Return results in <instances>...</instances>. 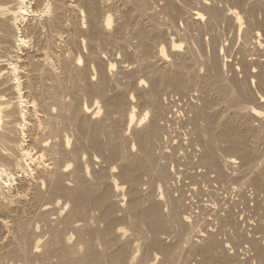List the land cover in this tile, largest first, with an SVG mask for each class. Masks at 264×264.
<instances>
[{"label": "bare ground", "instance_id": "1", "mask_svg": "<svg viewBox=\"0 0 264 264\" xmlns=\"http://www.w3.org/2000/svg\"><path fill=\"white\" fill-rule=\"evenodd\" d=\"M235 7L239 8V10L245 9L244 11L245 15L243 14L244 15L243 18H241L242 15H238V14L233 18V10ZM257 10L262 11L263 18L255 17L254 13L255 11L257 12ZM240 19L246 20V25L244 29L241 31H240V27L238 28V37H241L240 39L242 40V42L238 52L236 51L241 55L239 60L240 65L238 64V62L236 64H238L239 65L238 67L241 68L242 71L241 73L244 74L243 78H249V77L250 79L252 78L251 81L252 82L256 81L255 83H257L258 86L260 87V88L255 87V89L258 88L262 90L264 89V53L259 54L258 52L261 50V48L259 47L264 42V41L263 42L260 41L262 39L264 40V38L261 37L262 34L264 35V0H0V264H5L6 263L5 261L7 259L12 260L14 264H33V262L36 263L39 262L41 264H149V263L153 264V261L157 258V254L153 253L152 252L153 250H158V252L163 253V255H161L162 257H160L161 260L159 259L160 261L158 260L159 262L157 264H168L172 259V255L175 256L176 251H179L181 247H183V249L185 248L184 243L183 246H180L178 242L180 248L177 245V248H179L178 250L175 245V249L177 250L174 251V253L172 252L173 253L172 254L169 250L170 249L169 246L162 241L164 237L161 236V233L165 232L166 229L170 227L169 224L172 225L174 224L176 228H179L180 231H183V236H182L183 241L187 243V246H189V248L192 249V251L194 250L196 251L195 248L199 250V252L202 255V258H200L201 256L199 257V261L197 262V264H211L210 261L212 262V260H213L212 264H214V260H216V258L212 257L211 260L209 253L211 251H213L214 253V250L217 248V245L219 250V244L221 245V242L218 244V239L215 236L218 233L215 234L214 232H212V230H209L208 228H207L208 230L204 229L205 232H200V233L197 232V229L196 232H194L193 229L195 228L192 229L186 228V223L184 221L187 220L186 216H188V213L182 212L183 214L187 213L186 216L185 215L182 216V219L179 216L180 213L179 207H181L180 203L182 202L181 203L182 207L185 206V204L183 203L184 198L182 199L183 200L182 201L180 199L181 195H179L180 197L179 196L173 197L171 192L168 191L172 189L169 188L171 187L169 186V184L173 183L174 179L177 178V176L175 175L176 172L171 173L169 168L165 167V165L162 163H161L162 165L159 164V166L157 165V167L156 164L154 163L155 157L156 160L157 159L159 160V161L157 160L158 162L156 161L157 163L164 162L161 161L162 156L163 157L166 156V149H164V147H166L167 144L166 142L170 140L168 139L171 133L170 129L172 128L170 126L175 120V119L173 120V122L169 125V127H166V124L164 125L166 121H169L170 115L167 114L168 111L169 113L171 112V114L173 115L175 111L172 113V110L170 108L171 104L169 105L170 107L168 105L165 106L163 105L160 108V104L162 105V103L160 102L162 100L161 99L162 97L160 96L161 98H159V94H160L159 91L163 87L170 86V88L173 87L172 89L176 90L178 87H181L180 89H183L184 86L188 85L186 84L188 82L187 81L188 76H186L187 74H185L186 73L185 71L187 69L183 70L186 68V66L184 68V64H185L183 59L184 56L183 54L177 52L178 50L177 51L174 50L175 48H173V46L175 45L176 40L174 39V37L168 36L166 30L162 28L163 24L161 23L162 20H164V22L166 23L168 22L170 24H175L179 20L182 24L184 22L186 24H190V26L192 25V28L195 27V29L197 30L195 34L192 35V32L189 31V33L191 32V35L188 34L189 35L188 36L186 34L185 36L181 34V36L179 35V37H182L183 35V37H189V39L195 41L194 42L195 45L197 44L196 42L199 41L198 43H200L202 46L203 44L208 46L212 54H214V57L212 59L210 58L212 61L208 60L209 58L208 59L206 58L208 61H211L209 62L210 64L208 63L209 64L208 67L211 71L215 72V74H220L223 73L221 71L225 65H228L227 67L231 66L230 63L232 61L231 62L229 61L230 63H228L224 58L225 61L221 62L220 57L215 55L217 54L218 48L220 51L224 48L223 46L224 39L223 40L220 39L217 30H219L221 25L227 22L230 25L229 32H232L233 34L234 32L233 30H235L234 27H236L235 22H238V24H240ZM112 20L114 21V23L111 22ZM111 23L113 24L111 25ZM168 23L167 24L164 23V25L166 26L168 25ZM128 24L129 27L131 25L134 31L137 32V33L134 32L133 33L136 34L139 38L138 45L136 44L137 46L135 45V48L137 50L139 49L142 53H145L144 56H146V54H152L151 59L148 57H146V60L143 59L145 60L143 65L145 72L143 71L144 69L141 70L142 65H141V69L139 68L141 71L144 72V74H142L143 72L141 74L145 75L146 76L145 78H147L146 80L149 82V84L146 85L148 89L145 90L146 88L142 86L145 85L147 82L142 77H141L142 79H140L138 82L133 83L135 87L140 89V91L144 90L143 102H146L150 106L148 110V114H150V116L149 115H148L149 117L147 116V111L145 113L143 112L144 113L142 115L143 118H145V116H147L148 118H147V122L145 121L144 124H140L141 125L140 127L135 125L136 120L138 118V113L135 104H133L134 98L135 99L136 97L138 98V95L140 93L137 94V96H135V94L133 95V93L129 94L128 93L129 91H127V87L125 86L126 83L123 81L125 84L123 83V85H116L115 86L116 89L114 90L115 92H113V95L112 94L110 95L108 90L110 89V87H112V82L114 78L117 77L116 73L112 71L113 70L112 61H116V59L115 56L112 58H105L106 56L104 57V55L98 52L96 49L97 44L100 45V43L109 42V41L111 42L115 41L116 45L118 44L121 48L126 47V45L128 44L131 45L132 47L133 43H131L130 41L133 37H131L130 35L129 36L131 38L126 37V35L124 34L126 32V31L124 32V30L126 27H128L126 26ZM185 26H181V27H184L183 29H185ZM224 26H226V24H224L223 27ZM172 29H169V31ZM178 29L182 30L181 28ZM223 29L224 31H228L225 30V28ZM259 29H261L263 33H260ZM126 30L129 29L127 28ZM221 30L220 32L221 34H223V31ZM184 31L182 30L181 32ZM129 33L127 31V34ZM174 33L175 32H173V34ZM203 34H207L205 39L201 37V35ZM158 35H162V37L163 35L165 36L167 42L166 44L170 47V50L167 49L168 51H170V53L168 52V54H173V58H174L173 60L169 59L171 56L169 57V55L167 56V53L165 54L163 44H161L160 47L157 48L153 44V41H151L153 37L156 36L157 38ZM232 36L233 38H235L234 35ZM138 38L136 39L138 40ZM156 38L153 39L154 42ZM136 39L134 38V40ZM162 39L160 40L162 41ZM184 40L188 41V38L187 39L184 38ZM226 40L228 41V39ZM232 40L234 42V39ZM163 41L165 42V40ZM136 42L137 41H135V43ZM188 42H186V44ZM107 46L112 47L108 45V43ZM119 46H118V50H119ZM190 46H188L189 47L188 50L191 49ZM196 46L198 47V45ZM113 48L114 47H112V49ZM201 48H197V49H201ZM136 49H134L132 52L129 53L126 52L128 51L126 48V51L122 50L124 52L122 53V55L124 54L127 56L128 55L136 56L138 55ZM82 50L84 51L83 53ZM109 50L111 52V48H109ZM202 50H198V51L201 52ZM204 53L205 52H203V54ZM180 54L183 56V58L180 57ZM208 54L210 53L208 52ZM118 56H119V51H118ZM202 56L205 57L206 53L205 55ZM116 58L118 59L120 58V56ZM121 58L118 59L119 62L116 61V63L120 64V62H123L120 60H123L124 58L122 59ZM189 59L192 58L190 57ZM132 63L128 62L129 65ZM193 63H195V61ZM121 65H119L120 68H122ZM199 65L196 64V66ZM137 66L140 67V65ZM196 66H194L195 69L192 70H194V73L197 74L198 67L196 68ZM117 69L115 70V72H118L120 70L118 69L117 71ZM133 69L134 68L132 67V70ZM139 69L138 71L140 72ZM192 70L189 71L188 69L187 71H189L190 74ZM135 71L137 72V69ZM207 71L208 70H206V72ZM125 72L126 71H124V73ZM213 72L212 73L209 72V74L213 75ZM128 73L129 74L127 75L129 79L130 77L129 75L131 74V71L128 70ZM223 74L225 75V73ZM122 76L125 75L122 74ZM118 78L120 81L121 77ZM124 78L126 79V76ZM198 78H200L199 75ZM207 80H206V85L209 86L208 84H210L211 81L207 83ZM247 80L248 79H246V81ZM125 81L127 82V80ZM213 81L211 83H213ZM118 82L115 84H118ZM189 82L193 83L195 81L193 82L189 81ZM198 82L200 83V81ZM231 82L232 85L237 87L238 91H240L241 93V94L239 93L240 96L237 93L238 99L239 97L241 98L244 97V99L248 101L247 99L253 98L255 96L251 92L253 91V89L250 90L251 88L249 87H248L249 89H246L247 84L245 85L244 81H241L240 78L239 79L238 77L233 78ZM230 84L231 83L227 84L228 87L230 86ZM195 85L201 87L204 86L198 83ZM219 86L220 84L218 85V87ZM142 87H144L145 89H143ZM225 87L224 88L222 87V90H225ZM113 88H111L112 91ZM188 88L191 90L192 87L191 88L188 87ZM206 89L207 88H205L204 90ZM166 90H164V93ZM178 90L179 89H177L176 91L178 92ZM228 90L227 92L226 90L224 92H226L225 94L226 99L228 97L229 100L230 95L227 96ZM173 91L171 90L172 93ZM202 91L203 90H201V92ZM203 92H207V91H203ZM203 92L201 93V95L203 94ZM224 92L221 93L218 92V90H216L215 94L221 93L222 94L221 96H223ZM230 92L228 94H230ZM208 93L207 95H209ZM210 93L212 94V92ZM178 94L181 96L180 91L178 92ZM261 94L264 95V93ZM172 96H174V94ZM202 96H204V94ZM234 96L236 97L235 94ZM204 97L202 98L203 100ZM258 97L261 98L260 95H258ZM141 98H138V100ZM234 98L232 97V99ZM166 99L167 98H165V100ZM199 99L201 100V98ZM238 99L237 101H235V103L238 102ZM255 99L257 100V97H255ZM180 100L182 99H179V101ZM189 101L187 103L188 105L186 109L182 106L185 109V111L183 109L184 114L182 113L184 116L183 121L186 123L187 127L189 128V130H187L188 132L192 133L193 130L194 131L196 130V132L198 131V137L197 138L195 137L196 138L195 140V138L193 139V137H190L192 136L191 133H186V134H190L186 136V138L188 137L187 139L190 140L193 139L200 147V148L199 147L193 148L192 150L190 149L191 151H189L188 153L189 154L191 153V155H188V153L186 152L187 153L186 156L188 157L190 156L189 162L192 163L189 165L204 167L205 170L204 169L202 170L203 173L213 172V176L216 179L217 178L227 179V177L229 178L227 174L231 176V174L229 173L231 170L229 171V169H233L235 165L237 166L236 163L238 162V160L235 156V153L236 154L238 153V155L240 154L239 157H241L242 160L246 159L248 162L253 161L254 158L256 159V157H254L252 160L249 161L248 159H251V157L253 156L252 154L254 152L252 151L253 152L252 153L251 150L245 151L246 146L244 150H242L241 148H239L242 144H240L238 147V145L236 144L237 142L235 143L232 142L233 139L232 140L230 139V141L233 143V145L229 148L230 151L227 149L228 152L231 153H227V151H225L226 153L224 152L225 154H223L220 151H219L220 153L216 151L214 146L215 140L221 138L222 144L225 143V141L223 143L224 140L223 136L226 137L228 134H230V129H232L229 127L230 124L229 125L224 124L220 127L218 120L217 122L220 128L219 130L217 129L218 130L217 133H213L215 130L213 131L212 128L209 127L210 130H212L213 132L210 131L207 128L208 126L207 127L203 126L202 128L199 127L198 119L204 117H205L204 119L208 118L206 117L209 113L208 110H207L208 113L205 112L207 106L206 108L203 107L202 104L204 103V101L201 104L202 105L201 107L195 106V103L192 104L190 102L191 104H189ZM205 101L207 102V100ZM98 102H101L103 104L102 106L104 107V110H102V114H98L99 111ZM138 102H141V100H139ZM242 102H244L243 99ZM242 102L240 103L242 104ZM235 103L233 100L232 104L235 105ZM248 103L246 104L248 105ZM147 104L145 105L144 103V107L147 106ZM207 104L208 102L205 105ZM225 105L226 103H224V106ZM228 105H226L227 109L229 108ZM231 107H235V106H231ZM235 108H236L235 113H238L240 109H238L237 107ZM239 108H241L240 111L242 112L243 108L242 107ZM246 108L244 107V109ZM177 109L179 108L177 107ZM231 109L232 108H230L229 111ZM247 109L248 110L245 112H248L249 114H253V115L257 114V112L255 113L256 108L254 107V105H250ZM112 113L118 114L116 116L117 118L114 117L111 118ZM211 114L212 113L210 111L209 115ZM224 115L225 114H223V116ZM230 115L232 116V114ZM230 115L229 117H231ZM233 116H238V114ZM229 117L227 118L229 119ZM249 117L248 119H250ZM171 118L173 119L174 117L171 116ZM171 118L170 120L172 121ZM253 118L256 119V117ZM117 119H119L120 121L119 120L117 121ZM183 121L182 122L179 121V122L183 123ZM209 121L207 120L209 125H211L212 123H210ZM239 121H240V117H239ZM204 122L205 121H203V123ZM248 122H250V120ZM120 123H124V126H121ZM245 124H246V120H245ZM250 124H252V122ZM201 125L203 124L201 123ZM225 125L228 126V128L225 127ZM181 126L184 127V125L182 124ZM223 126L225 127L224 129ZM167 128L170 129L167 130ZM205 128H207L208 130ZM250 128H253V126H251ZM234 129L236 130L235 127ZM240 132L237 133L240 134ZM251 133H253V131H251ZM129 138L134 141L131 144V148L129 146H127L129 148H126L127 140H129L130 142ZM229 138H232V136H229ZM244 138L245 137H243L242 140ZM237 139H235L234 141H238ZM260 140H262L261 137ZM194 143L195 142H193L192 144ZM218 143L219 142L217 141V144ZM218 146L219 148L222 147L220 144H218ZM223 146L225 147V145ZM135 147L136 150H133V148ZM216 148L218 150L217 146ZM185 149L186 148H184V150ZM184 153L185 152H182L183 156ZM257 155L259 156L260 154ZM180 157L177 159H180ZM167 158L168 156L166 157V159ZM262 158H264V156ZM184 160L187 159L185 158ZM240 160L241 159H239V161ZM187 161L186 163L188 164L189 162ZM247 161L246 164H248ZM151 162L153 163V165L155 164L154 168L150 167L152 166ZM166 162L164 163L166 164ZM261 162L262 161H260V164H263L264 160L262 163ZM250 164L252 165V163ZM260 164L258 165L259 172L257 170L258 173L256 172L257 173V174L255 173L256 175L253 173L254 177L252 178V184L255 185L256 188L253 190L260 189V191H264V174H262L264 172L263 170L264 168L260 169L261 167ZM243 165H245V163ZM243 165L242 168H244ZM253 165L252 167L255 169V165L257 164H255L254 166ZM190 167L192 168V166ZM262 167H264V165ZM151 168L153 169L151 171H154V173L156 174L155 176H157L161 182L162 180L160 178H163V180L164 177L166 178L164 182L162 183L160 182L161 184L160 183L157 184L159 189L157 190V192L159 191L162 194V192H164L166 189H167L166 191L168 192L165 191V193L170 192L169 195H166L165 193L163 194L166 196L171 195L172 198L170 197V199L167 201L165 199L168 197H166L165 199L162 198L166 202L169 201L168 204H170L169 207L170 209L168 208V211H166L167 209L165 210V212L168 213L162 212L164 210H162L159 206V204L160 205L162 204L161 200L160 203L154 200L156 198H151L155 202L151 201L152 203L150 204H148L149 200L148 201L144 200L148 204L147 206H144L142 203L143 198L142 199L140 198V196L142 197V194L139 195L141 193V192L139 193L140 191L139 184L140 182L142 183V181L139 180H143V178L139 179V177L145 176V175L141 176L143 172L148 171L147 174H149L150 171L149 169ZM185 169H187V167H185ZM239 171L241 172V170ZM200 173L198 174V176L200 175L201 177ZM138 174L140 175L139 177ZM248 174L250 173H248L247 171V175ZM202 175L206 176L207 173L206 175L205 174ZM147 176H149V178L146 179V182L148 179L155 178V176L151 178L150 175ZM223 176H227V177L223 178ZM137 177L139 180L137 179ZM193 177H194V171H193ZM182 178L184 179V177ZM153 181L156 183V181L158 180L156 181L153 180ZM220 181H222L221 184H223L224 181L223 180ZM231 181H236V180L232 179ZM123 182H126L125 185L128 183L127 185L128 190L126 187H124L126 192H123L124 189L122 190L123 188L122 185H124ZM155 183L152 182L150 184L154 185ZM163 183L164 186L166 187V189L164 190L163 188H161L164 187L162 185ZM211 184L212 183H210V185ZM174 185H172V187ZM150 186L149 188H152ZM177 186L179 187V184ZM208 187L210 188V186ZM155 188L157 189V187ZM244 188L245 187H243V189ZM144 189L145 190L147 189L146 186ZM177 190H181V188H177ZM209 190L211 192V189ZM212 192L214 193V191ZM255 192L257 194V191ZM154 193L156 197V192H153V195ZM238 193L239 192H237L236 195H238ZM148 195L149 197L150 196L152 197V194L149 193ZM252 197L253 200H257L256 199L257 195L255 197L254 196ZM255 202L257 203V201ZM185 203L187 204V202ZM238 203L239 201L237 202V204ZM262 205H264V196L261 197L258 201V206L261 207V209L263 208V210H260L258 213H256L255 222L252 221L254 223L250 225L252 226L251 227L252 231L249 230L251 231V239L249 240V243H251L250 244L251 248L249 247L247 249L248 247L247 245L245 250V252H248L251 251L249 249H253L252 253L248 252L247 254L248 258L250 259L249 264L252 262L251 259H255L254 263L256 262L257 259L258 264H264V244L261 243V240L264 239V206ZM163 206H165V204ZM252 206L254 207V205ZM256 206L257 205H255V207ZM199 207L201 208L200 205ZM205 207L206 206L204 205V208ZM210 207L212 208V206ZM216 208L218 207H215L214 209L216 210ZM256 208L258 209V207ZM191 212L193 211H190V213ZM194 212L192 214H195ZM216 212H218V210H216ZM250 212L255 213L256 210L255 212L254 211H250ZM205 213H207V209ZM209 213H211V210ZM212 214L211 216L214 217V214L213 215ZM233 214L237 216L236 215L237 213L235 214L234 211ZM240 214H241V210H240ZM197 215L198 214H195V216ZM216 218L219 223L218 226L220 227L219 228L220 232L221 230L223 231L224 226L230 224L233 219L231 217V214L225 213L223 215V211L222 212L219 211L218 213H216ZM206 221L207 220L205 219V222ZM214 223L212 224L214 225ZM235 223L237 224V222H234V224ZM245 223L247 222L245 221ZM140 224H144V225L146 224V228L144 227L141 229ZM191 224H193V222H191ZM197 224H199V222ZM194 225L196 226V224ZM147 226L149 229L148 234L146 233ZM176 228H174V230ZM130 229L131 232H127V230ZM201 230L203 229L201 228ZM246 230L247 228L245 229V231ZM141 231L143 232L145 231L144 235L142 234L143 232ZM168 234H170V232H168ZM172 234L173 233L171 230V235ZM181 234L179 232V235ZM173 235L174 238L175 237L178 238L177 233L176 236H175V232ZM194 235L197 236V238H193ZM226 235H228V237H232L230 236L231 234L229 235L226 233ZM164 236L167 238L166 233ZM168 236H169L168 240L172 238V243H174L173 237L171 236L170 238V235ZM179 237L181 238V236ZM242 237L243 236L241 235V238ZM139 238L141 239V241H139ZM168 244L170 245V240ZM233 244L235 243L233 242ZM172 247L173 248L171 250L173 251L174 246ZM185 251H187V249ZM222 251H223V247H222ZM221 252L217 254L219 255V259L221 257L220 261L217 260L218 264H220L219 262L221 261H222L221 263L223 264H228L227 261L223 259L224 258L223 254L227 251L225 250L223 253ZM182 254L183 251L181 252L180 255H178L179 256L178 258H181L182 263H184L183 261L184 255L180 257ZM184 254H186V252H184ZM196 254H198V252L193 253L192 255L195 256L200 255V254L198 255ZM229 254L227 252V255ZM176 256L174 257L175 260H176ZM213 256H215V254H213ZM230 256H229V260H230ZM233 256H235L234 253ZM241 256L238 255V257ZM189 258H191V256ZM248 258L246 257V261H248ZM173 260L174 259H172V261ZM180 260H178V263ZM232 261L233 260H231V262ZM175 263H177V261Z\"/></svg>", "mask_w": 264, "mask_h": 264}, {"label": "rangeland", "instance_id": "2", "mask_svg": "<svg viewBox=\"0 0 264 264\" xmlns=\"http://www.w3.org/2000/svg\"><path fill=\"white\" fill-rule=\"evenodd\" d=\"M236 9V10H235ZM242 10V11H241ZM241 10H239V8H237V7H235L234 8V10H233V18H234V16H236L237 14L238 15H242V17L241 18H243L244 17V15H245V9H241ZM239 13H238V12ZM240 11H241V14H240ZM244 12V13H243ZM259 12H261V13H259ZM244 14V15H243ZM255 17H258V18H263V13H262V11L261 10H257V12L255 11ZM260 15H261V17H260ZM245 19V18H244ZM244 19H240V24H238V22H235V26L236 27H234V29L235 30H233L234 32H233V34H232V32H229V29H230V25H229V23H227V22H225L224 24H226V26H224L223 27V25H221V27H220V25H219V30H217L218 31V36H220V39H224L223 40V46H224V48L220 51L219 50V48H218V51H217V54H215L216 56H219L220 57V59H221V62H223V61H227L228 63H230L231 61V66H229V67H227L228 65H225L224 67H223V69H222V71L221 72H223V73H225V75L223 74V73H220V74H215V72H213V71H211L210 69H209V62H211L212 60V58L214 57V54H212V52L210 51V48L208 47V46H206L205 44H203V46L200 44V43H198L199 41H197L196 43V45H198V47L195 45V41H192L191 39H189V37H183V35H185L186 36V34L188 35H191V32H192V35L193 34H195V32L197 31L196 29H195V27H193L192 28V25L190 26V24H186V23H184L183 22V24L178 20L175 24H170V23H168V25H164V23L165 24H167L166 22H164V20H162V23L161 24H163V27L162 28H164V30H166V32L168 33V36H172V37H174V39L176 40V42H175V45L173 46V48H175L174 50L175 51H177V52H179V53H181V54H183V56H184V58H183V56L180 54V57L181 58H183L184 59V62H185V64H184V68H185V66H186V68L185 69H183V70H188L189 69V71L190 70H192V69H195L194 68V66H196V64L197 65H199L200 63V65L199 66H196V68H197V74L196 73H194V70H192L191 72H190V74H189V71H185L186 73L185 74H187L186 76H188V82L186 83V84H188V85H186V86H184V88L183 89H180L181 87H178L177 89H179L178 90V92L180 91L181 92V96L178 94V92L175 90V89H172L173 87H171L170 88V86L169 87H163L162 89H160V91H159V98H161L162 100L160 101L161 103H162V105L160 104V108L164 105H170L169 107L171 108V110H172V113L174 112V115L175 116H177V117H175L173 114H171V112L169 113V111H168V113L167 114H169L170 116H169V121H166V123H164V125L166 124V127H169V125L173 122V120H174V122L171 124V126L170 127H172L171 129L170 128H167V130H169L170 129V131H171V133H170V136H169V138L168 139H170V140H168L166 143V147H164V149H166V156H162V159H161V161H164V162H166V164L164 163V162H159V163H157L158 161L156 160V157L154 158V163L156 164V167H157V165L159 166V164H164L165 165V167H168L169 168V170H170V172L171 173H175V175L177 176V178H175L174 179V181H173V183H171V184H169V186H171V187H169L170 189L172 188V189H176L175 191L174 190H168V191H170L171 192V194L173 195V197H178L179 195H181V200L183 201V203L185 204V206L184 207H182V202L180 203V206L181 207H179V216L181 217V219H182V216L183 215H185L186 216V214L188 213V216H186V219L187 220H189V221H187V220H185L184 222L186 223V228H190V229H192V228H195V229H193V231L194 232H196V229H197V232L198 233H200V232H205V230L204 229H206V230H212V232H214L215 234L216 233H220L219 235L218 234H216L215 236L217 237V239H218V244L221 242V245L219 244V250H218V245H217V248L214 250V253H213V251H211L210 253H209V256H210V259L212 258V257H215L216 258V260H214V264H218V261H220V259H221V257H220V259H219V255H217V254H219L221 251H222V247H223V251L221 252V253H223L225 250L228 252V254L229 253H231V254H229V255H227V252H225L224 254L226 255H224L223 254V259H225L226 261H227V263L228 264H240V262H241V264H242V262H243V264H246L247 262V264H249V261H250V259L248 258V256H247V254H248V252H250V253H252V251H253V249H249V250H251V251H248V252H245V250H246V247H247V245H248V247H247V249L250 247L251 248V243H249V240L251 239V231H252V226H250V225H252V223H254L255 222V218H256V213H258L260 210H263V208L261 209V207H259L258 206V201H259V199L261 198V197H263L264 196V191H260V189L258 190H253V189H256L255 188V185H253L252 184V178L254 177V174L257 172V170H258V172H259V167H258V165L260 164V161H262L263 162V160H264V158H262L263 156H264V95L263 94H261V93H264L263 91H264V89H258V88H260L259 86H258V84L257 83H255L256 81H251V79H250V77L249 78H243L244 77V74L243 73H241L242 71H241V68L240 67H238L239 65H240V63H239V60H240V57H241V55L239 54V53H237L238 52V50H239V47H240V45H241V42H242V40L240 39L241 37H238V28L240 27V31L241 30H243L244 29V27H245V25H246V20H244ZM257 19V18H256ZM258 20V19H257ZM260 20V19H259ZM111 22H113L114 23V21L112 20ZM164 22V23H163ZM245 24H244V23ZM113 23H111V25L113 24ZM178 24V25H177ZM175 27H173V26ZM185 25H187V26H185ZM228 25H229V27H228ZM240 25V26H239ZM242 25H243V27H242ZM126 26H128V27H126L125 28V30H124V34L126 35V37H129V38H131V37H133L132 39H131V43H133L134 44V46H133V44H132V47H131V45H126V47H124V48H121L118 44V46H119V50H118V46L116 45V42L114 41H109V42H104V43H100V45L99 44H97V46H96V49H97V51L98 52H100L101 54H103L104 55V57L105 58H112V57H114L115 56V59H116V61L117 62H119V60L118 59H120L121 57L122 58H124L123 60H120V61H123V62H120V64L119 63H116V61H112L113 62V64H112V71H114V73H116V76L117 77H115L114 78V80H113V82H112V87H110V89L108 90V92L110 93V95L112 94L113 95V92H115L114 90L116 89V85H123V83L125 82L126 83V87H127V91H129L128 93L129 94H131V93H133V95L135 94V96H137V94H139L138 95V98H141V97H143V94H144V90L142 91H140V89H138L137 87H135L134 86V82H138L140 79H142V78H144L145 80L147 79V78H145L146 76L145 75H142V74H144V72H145V69L143 68V65H144V61L146 60V57H148V58H152V54H146V56H144V54L145 53H142L139 49L137 50L136 48H135V45L137 44L138 45V41H139V38H138V36L136 35V34H134V33H137L136 31H134V29L132 28V26L130 25V27H129V24L128 25H126ZM162 26V25H161ZM165 26V27H164ZM181 26H185V29H183L184 27H181ZM168 27H170V28H168ZM187 27V28H186ZM191 27V28H190ZM242 27V28H241ZM129 29V30H126V29ZM166 28V29H165ZM173 28V29H172ZM178 28H181L184 32H185V34H184V32H181L182 30H179ZM217 28V29H218ZM221 28H222V30H221ZM223 28H225V30H228V31H224V29ZM169 29H172V30H170L169 31ZM175 29H178V30H175ZM189 29V30H188ZM192 29V30H191ZM188 30V31H187ZM194 30V31H193ZM220 30L221 31H223V34H221V32H220ZM127 31H128V33L129 34H127ZM189 31H191L190 33H189ZM134 32V33H133ZM173 32H175L174 34H173ZM226 32V33H225ZM259 32L260 33H263V31L261 30V29H259ZM134 35H133V34ZM169 33H171V34H169ZM177 33H179V34H177ZM225 33V34H224ZM181 34H183L182 35V37H179V35L181 36ZM221 34V35H220ZM131 37H130V36ZM177 37H176V36ZM188 35V36H189ZM206 35L207 34H203V35H201V37L203 38V39H205V37H206ZM232 35H234V37L235 38H233V36ZM263 35V34H262ZM261 35V37H263L264 38V35L262 36ZM134 36H136V37H134ZM225 36V37H224ZM230 36V37H229ZM222 37V38H221ZM227 37V38H226ZM128 38V39H129ZM134 38L136 39V38H138V40L136 39V40H134ZM156 38V36L155 37H153L152 38V40L151 41H153V44L157 47V48H159L160 47V45L161 44H163V46H164V52H165V54L167 53V56L169 55V59H171V60H173L174 58H173V54H168V52L170 53V51H168V50H170V47L166 44L167 42H166V39H165V36L163 35V37H162V35H158L157 36V38H156V40H155V42H154V40L153 39H155ZM163 38V39H162ZM181 38H183V39H180ZM184 38L185 39H187L188 38V41H186V40H184ZM232 40V39H234V42H233V40L231 41L230 39ZM157 39H158V41H157ZM160 39H162V41L160 40ZM179 39V40H178ZM226 39H228V41L226 40ZM239 39H240V41H239ZM262 39V38H261ZM163 40H165V42L163 41ZM238 40V41H237ZM135 41H137L136 43H135ZM157 41V42H156ZM180 41V42H179ZM185 41V42H184ZM226 41V42H225ZM229 41H231V42H229ZM260 41H264L263 39L262 40H260ZM129 42V43H130ZM163 42V43H162ZM186 42H188L187 44H186ZM228 42V43H227ZM237 42H239V43H237ZM106 43V44H105ZM107 43H108V45H110V46H112V47H114L113 49H112V47H109V46H107ZM111 43V44H110ZM115 43V44H114ZM130 43V44H131ZM158 43V44H157ZM191 43V44H190ZM193 43H194V45H193ZM114 44V45H113ZM187 46H186V45ZM189 44V45H188ZM105 45V46H104ZM117 47H116V46ZM136 45V46H137ZM166 45V46H165ZM192 47H191V46ZM237 45V46H236ZM167 46H168V48H167ZM186 46V47H185ZM188 46H190V48L191 49H189L188 50ZM205 46V47H204ZM230 48H229V47ZM104 47H106V48H104ZM130 47V48H129ZM185 47V48H184ZM193 47H194V49H193ZM202 47V48H201ZM204 47V48H203ZM226 47V48H225ZM99 48V49H98ZM100 48H101V50H100ZM104 48V49H103ZM109 48H111V52H110V50H109ZM126 48H127V50L128 51H126ZM172 48V47H171ZM197 48H201V49H197ZM259 48H261V50L258 52L259 54H262V53H264V52H261V51H264L263 49H264V42L261 44V46L259 47ZM86 49V48H85ZM115 49V50H114ZM131 49V50H130ZM134 49H136V51H137V54L138 55H136V56H133V55H131V56H129V58H128V56L127 55H122V53H124L123 51H126V52H132ZM167 51H166V50ZM179 49H180V51H179ZM186 49H187V51H186ZM197 49V50H196ZM202 49H204V50H202ZM84 50V49H83ZM82 50V53L84 52ZM122 52H121V51ZM191 50V51H190ZM198 50H202L203 52H205L206 53V56L205 57H203L202 55H205V53L203 54V52L201 51V52H199ZM206 50V51H205ZM107 53H106V52ZM118 51H119V56H120V58H116V57H119L118 56ZM182 51V52H181ZM184 51H185V53H184ZM189 51V52H188ZM196 53H195V52ZM237 51V52H236ZM106 54H105V53ZM109 52V53H108ZM112 52H113V54H112ZM141 52V53H140ZM187 52V53H186ZM208 52L210 53V54H208ZM236 52V53H235ZM202 55H201V54ZM108 54H109V57H108ZM121 54V55H120ZM141 54H143V55H141ZM189 56H187V55ZM201 56H200V55ZM239 54V55H238ZM112 55V56H111ZM148 55V56H147ZM150 55V56H149ZM211 57H210V56ZM126 56H127V59H126ZM141 57V58H139V57ZM144 56V57H143ZM199 56V57H198ZM208 56V57H207ZM232 56V57H231ZM234 56V57H233ZM130 57H132V58H130ZM133 57H134V59H133ZM192 58V59H189V58ZM197 57V58H196ZM237 57V58H236ZM121 58V59H122ZM138 58V59H137ZM208 60H211V61H208ZM211 58V59H210ZM224 58H225V60H224ZM231 58V59H230ZM239 58V59H238ZM126 59V60H125ZM143 59H145V60H143ZM127 60H130V61H127ZM141 60V61H140ZM143 60V61H142ZM200 60V61H199ZM127 61V62H126ZM135 61V62H134ZM137 61V62H136ZM138 61H140V62H138ZM195 61V63H193ZM203 61V62H202ZM206 61V62H205ZM230 61V62H229ZM128 62L129 63H132V62H134V63H132V64H128ZM141 62H143V63H141ZM200 62V63H199ZM238 62V64H236ZM116 63V64H115ZM139 63V64H138ZM191 63H192V65H191ZM202 63H204V64H202ZM209 63V64H208ZM118 64V65H117ZM121 64H123V65H121ZM133 64H134V66H133ZM136 64V65H135ZM187 64V65H186ZM189 64V65H188ZM195 64V65H194ZM206 64V65H205ZM119 65H121V67L123 68H120V66ZM127 67H125V66ZM132 65V66H131ZM137 65H140V67L139 66H137ZM141 65H142V69H141ZM203 65H205V66H203ZM124 66V67H123ZM129 66H130V68H129ZM191 66V67H190ZM193 66V67H192ZM132 67L134 68L133 70H132ZM188 67V68H187ZM202 67V68H201ZM204 67H205V69H204ZM228 68V69H226V68ZM232 67V68H231ZM234 67V68H233ZM237 67V68H236ZM120 69L119 71H120V74H119V71H118V69ZM141 70H143V71H141ZM240 68V69H239ZM117 69V71L118 72H115V70ZM121 69H122V71H121ZM125 69H128L129 71H131V74L129 75L130 77H129V79H128V75L127 74H129L128 73V70H125ZM131 69V70H130ZM137 69V72L135 71ZM138 69L140 70V72L138 71ZM229 69H231V70H229ZM202 70H204V71H202ZM206 70H208L207 72H206ZM239 70V71H238ZM124 71H126L125 73H124ZM132 71H133V73H132ZM225 71V72H224ZM227 71V72H226ZM233 71V72H232ZM143 72V73H142ZM209 72L210 73H212L213 72V75L212 74H209ZM236 72V73H235ZM118 73V74H117ZM135 73H136V75L137 74H140V75H135ZM142 73V74H141ZM233 73V74H232ZM122 74L123 75H125L126 76V79L124 78L125 76H122ZM193 74V75H192ZM231 74V75H230ZM237 74V75H236ZM240 74V75H239ZM243 74V75H242ZM120 75V76H119ZM135 77V80H134V77ZM142 75V76H141ZM191 75V76H190ZM198 75H199V77L200 78H198ZM205 75V76H204ZM210 75H212V76H210ZM144 76V77H143ZM194 76V77H193ZM208 76H210V77H208ZM238 77V79L240 78V80L241 81H244V84L247 86V88L246 89H249V88H251L250 90H252L253 89V91H251L255 96L253 97L254 99H255V97H257V100L255 99H253V98H250V99H247L248 101H246V99H244V97L243 98H241V97H239V99L237 98L238 97V95H237V93L239 94L240 93V91H238V88L237 87H235L234 85H232V79L233 78H237ZM240 76V77H239ZM118 77H121L120 78V81H119V78ZM142 77V78H141ZM213 79H212V78ZM117 78H118V80H117ZM133 78V79H132ZM137 78V79H136ZM193 78V79H192ZM196 78H198V79H196ZM209 78V79H208ZM214 78H215V80H214ZM241 78H243V79H241ZM195 79V80H194ZM202 81H201V80ZM203 79H204V82H203ZM209 81H208V80ZM245 79V80H244ZM246 79H248L247 81H246ZM117 80V81H116ZM125 80H127V82L125 81ZM134 80V81H133ZM206 80H207V83H209L210 81L212 82L213 80V83H211L210 82V84H208L209 86H207L206 85ZM219 80V81H218ZM119 81V82H118ZM122 81V82H121ZM124 81V82H123ZM129 81V82H128ZM131 81H132V83H131ZM147 81V80H146ZM189 81H195V82H193V83H191V82H189ZM198 81H200V83L198 82ZM118 82V84H115V83H117ZM148 82V81H147ZM146 82V84L145 85H142V86H144V87H142L143 89H145V90H147L148 88H147V86L146 85H148L149 84V82L147 83ZM217 84H216V83ZM222 82V83H221ZM225 82V83H224ZM121 83V84H120ZM124 83V84H125ZM200 84V85H204L203 87H201V86H197V85H195V84ZM201 83H203V84H201ZM214 83H215V85H214ZM229 83H231L230 84V86L228 87V85L227 84H229ZM249 83H250V85H249ZM255 83V84H254ZM127 84H128V86H127ZM220 84V86H222L223 88L225 87V86H227V87H225V90H226V92H227V90H228V93L230 92V94H228L227 93V96H229L230 98H229V100H228V97H227V99H226V92H224L225 90H222V87H218V85ZM222 84V85H221ZM114 85V86H113ZM192 85V86H191ZM225 85V86H224ZM197 88H196V87ZM207 86V87H206ZM214 86V87H213ZM216 86V87H215ZM251 86V87H250ZM254 86V87H253ZM113 87H115V88H113ZM188 87H192L191 88V90L188 88ZM201 88V90H203V91H207V92H203V94H204V96H206L207 95V93L209 94V95H207L206 97H204V96H202L201 95V90H200V88ZM209 87H211V88H209ZM232 87V88H231ZM249 87V88H248ZM255 87H258L257 89H255ZM111 88H113V91H112V89ZM165 88V89H164ZM168 88V89H167ZM187 88H188V90H187ZM198 88H199V91H198ZM205 88H207L206 90H204ZM215 88H217V89H215ZM228 88V89H227ZM167 89V90H166ZM212 89V90H211ZM215 89V90H214ZM235 89H237V90H235ZM133 90V91H132ZM136 90V91H135ZM164 90H166L165 91V93H164ZM171 90L173 91V90H175V91H173V93L171 92ZM190 90V91H189ZM216 90H218V92H221V93H223L224 92V94H223V96H221L222 94L220 93H218V94H215V92H216ZM233 90V91H232ZM135 91V92H134ZM140 91V92H139ZM168 91V92H167ZM186 92V94H185V92ZM191 91H193V92H191ZM198 91V92H197ZM214 91V92H213ZM235 91H237V92H235ZM141 92H143V93H141ZM177 92V93H176ZM188 92V93H187ZM210 92H212V94L210 93ZM167 93H168V95H167ZM191 95H190V94ZM193 93V94H192ZM199 93H200V95H199ZM205 93H206V95H205ZM259 93V94H258ZM162 94V95H161ZM174 94V96H172ZM234 94L236 95V97L234 96ZM241 94V93H240ZM240 94H239V96H240ZM141 95V96H140ZM165 95V96H164ZM211 95V96H210ZM215 95V96H214ZM258 95H260L261 96V98L260 97H258ZM134 96V97H135ZM161 96V97H160ZM169 96V97H168ZM187 96V97H186ZM198 98H201V100L198 98H196V97ZM225 96V97H224ZM180 97V98H179ZM182 97V98H181ZM189 97V98H188ZM204 97V100L202 99ZM232 97L234 98V99H232ZM138 98L136 97V99L134 98V103L133 104H135V106H136V109H137V113H138V118H137V120H136V126H141L140 124H144L145 123V121L147 122V118L150 116V114H148V110H149V105L146 103V102H143L144 101V97L143 98H141V99H139V100H141V102H138L139 100H138ZM165 98H167L166 100H165ZM168 98H169V100H168ZM174 100H173V99ZM178 98V99H177ZM187 98V99H186ZM143 99V100H142ZM171 99V100H170ZM179 99H182V100H180L179 101ZM211 99V100H210ZM215 99V100H214ZM217 99V100H216ZM237 99H238V102L240 101V102H242V99H243V101L244 102H242V104L239 102H236L235 103V101H237ZM176 100V101H175ZM187 100V101H186ZM190 100V101H189ZM204 101V103H203V101ZM205 100H207V102H208V104H209V102H210V104L208 105H205L207 102L205 101ZM214 100V101H213ZM224 100V101H223ZM227 100V101H226ZM233 100H234V103H235V105H233L232 104V102H233ZM253 100V101H252ZM135 101H136V103H135ZM168 101H170V102H168ZM179 101V102H178ZM184 101V102H183ZM188 101H189V104H194L195 103V106H199V107H201L202 105H203V107H205L206 108V106H207V109L205 110V112H207V110H208V115L206 116V117H208L207 119H204V118H201V119H198V124H199V127H207L209 130H210V128H212V130L214 131H212V130H210V131H212L213 133H217L218 132V130H219V128L222 126V125H224V124H227V125H229V127L230 128H232V129H230V134H228L226 137H228L229 138V136H232V138H226L225 136H223V138H224V140H223V143H224V141H225V143L224 144H222V142H221V138H219L218 140H215V144H214V146H215V149H216V151H220L221 153H223V154H225L226 152L225 151H227V153H231V152H228V150H229V148L233 145V143H235V142H237L236 144L238 145V147H239V145L240 144H242L239 148H241L242 150H244V148H245V146H246V149H245V151H249V150H251V152L253 153L252 155V157H251V159H248L249 161L250 160H252L254 157H256V159H255V161H254V159H253V161H250V162H248L246 159H244V160H246L247 162H248V164H246V161H244V160H242V158L241 157H239L240 156V154L238 155V153L236 154L235 152V156H236V158H237V160H238V162L236 163L237 164V166L235 165V169L233 168V169H229V173L231 174V176L229 175V174H227V176H229V178L227 177V176H223V178L224 177H227V179L226 178H224V179H226V180H224V179H222V178H215L214 176H213V172H206L207 173V175H206V173L204 172L203 173V169H204V167H201V166H193V165H189V164H192L191 162H189V158H190V156L188 157V156H186L187 155V153L189 152V151H191L193 148H198L199 146H198V144L196 143V141H194L193 139L196 137H198V131L196 132V130L194 131L193 130V132L191 133V132H188L187 130H189V128L187 127V125H186V123L183 121V114H184V111H185V109L187 108V103H188ZM197 101V102H196ZM200 101V102H199ZM202 101V102H201ZM230 101H231V103H230ZM255 101V102H254ZM165 102H167V103H165ZM173 103V105H172V103ZM191 102V103H190ZM212 102V103H211ZM215 102V103H214ZM218 102V103H217ZM221 102V103H220ZM228 102V103H227ZM249 102V103H248ZM257 102V103H256ZM144 103H145V105L147 104V106H145L144 107ZM176 103V104H175ZM184 103V104H183ZM203 103V104H202ZM224 103H226V105H228L229 103V105H228V109H227V106L225 105L224 106ZM246 103H248V105L246 104ZM138 104V105H137ZM181 104V105H180ZM183 104V105H182ZM197 104V105H196ZM202 104V105H201ZM216 104V105H215ZM247 106H246V105ZM98 105H99V111H98V114H102V110H104V107L102 106L103 104L101 103V102H98ZM186 105V106H185ZM205 105V106H204ZM220 105V106H219ZM235 106V107H237L238 109H240L241 110V108H239V107H242L243 109H244V107L246 108H248L250 105H254V107L256 108L255 109V113L257 112V114H249L248 112H245V111H247L248 109L246 108V109H242V112L239 110V112L238 113H235V107H231V106ZM175 106V107H174ZM179 108V109H177V107ZM181 108H180V107ZM185 108H183V107ZM210 106H212V107H210ZM244 106V107H243ZM103 107V108H102ZM147 107V108H146ZM209 107V108H208ZM217 107H219V108H217ZM225 107V108H224ZM102 108V109H101ZM140 108V109H139ZM142 108V109H141ZM223 108V109H222ZM230 108H232L230 111H229V109ZM163 109V108H162ZM176 109V110H175ZM180 109H181V111H180ZM183 109H184V111H183ZM211 109H213V110H211ZM237 109V110H238ZM221 110V111H220ZM139 111V112H138ZM147 111V116H145V118H143V114L145 113ZM178 111H180V112H178ZM183 111V112H182ZM210 111H211V113L213 114H211V115H209L210 114ZM214 111V112H213ZM141 112V113H140ZM144 112V113H143ZM227 112V113H226ZM103 113H104V111H103ZM140 113V114H139ZM149 113H150V111H149ZM183 113V114H182ZM219 113V114H218ZM234 113V114H233ZM240 113H241V115H240ZM114 114H116V113H112V115H111V118H117L116 116L118 115V114H116V115H114ZM218 114V115H217ZM223 114H225L224 116H223ZM230 114H232V116L233 115H237L238 114V116H233V118H232V116L230 115ZM114 115V116H113ZM222 115V116H221ZM227 115V116H226ZM229 115L231 116V117H229ZM256 115V116H255ZM171 116L172 117H174L173 119L171 118ZM180 116H182V117H180V119H179V117ZM226 116V117H225ZM241 116H242V118H241ZM245 116V117H244ZM247 116V117H246ZM250 116V117H249ZM212 117V118H211ZM213 117H215V118H213ZM224 117V118H223ZM227 117H229V119L227 118ZM237 117V118H236ZM239 117H240V121H241V119H242V121L240 122L239 121ZM248 117L250 118V119H248ZM252 117V118H251ZM253 117H256V119L255 118H253ZM140 118V119H139ZM170 118L172 119V121L170 120ZM181 118H182V120H181ZM211 118V119H210ZM234 118H236V119H234ZM244 118V119H243ZM247 118V119H246ZM258 118V119H257ZM259 118H260V120H259ZM179 119V120H178ZM213 119V120H212ZM215 119V120H214ZM227 119V120H226ZM233 119V120H232ZM252 119V120H251ZM253 119H255V120H253ZM262 119V120H261ZM119 119H117V121H118ZM200 120H202V121H200ZM207 120L210 122V123H214L213 125L211 124V125H209V123L207 122ZM219 120V121H218ZM225 120V121H224ZM244 120V121H243ZM245 120H246V124H245ZM250 120V122H248V121ZM258 120V121H257ZM120 121V120H119ZM143 121V122H142ZM162 121V120H161ZM179 121H183V123H181V122H179ZM203 121H205L204 123H203ZM219 122V125H220V127H219V125H218V122ZM223 121H224V123H223ZM165 122V121H164ZM180 123V125H179V123ZM217 122V123H216ZM228 122V123H227ZM252 122V124H250ZM201 123L203 124V125H201ZM208 123V124H207ZM222 123V124H221ZM244 123V124H243ZM254 123V124H253ZM121 124V126H124V123H120ZM138 124V125H137ZM181 124L182 125H184V127L183 126H181ZM206 124V125H205ZM232 124H233V126H232ZM242 124V125H241ZM261 124V125H260ZM185 125H186V127H185ZM201 125V126H200ZM216 125V126H215ZM217 125H218V127H217ZM239 127H238V126ZM190 126V125H189ZM241 126H243V127H241ZM251 126H253V128H250ZM182 127V128H181ZM210 127V128H209ZM225 127H227L228 128V126H226L225 125ZM224 126H223V129L225 128ZM234 127L236 128V130L234 129ZM247 127V128H246ZM261 127V128H260ZM175 128V129H174ZM207 128H205V129H207ZM207 129V130H208ZM218 129V130H217ZM235 130V133H234V130ZM239 129V130H238ZM247 129V130H246ZM251 129V130H250ZM255 129H256V131H255ZM174 130V131H173ZM176 130V131H175ZM245 130V131H244ZM249 130V131H248ZM170 131H168V132H170ZM231 131H233V132H231ZM240 132V134H242V135H240V134H238L237 132ZM251 131H253V133H251ZM178 132V133H177ZM181 134H180V133ZM197 134H196V133ZM256 132V133H255ZM259 132V133H258ZM262 134H261V133ZM186 133H191L192 134V136H190V137H193V139H187L186 138V136H188V135H190V134H186ZM232 133V134H231ZM244 133V134H243ZM178 136H177V135ZM181 136H180V135ZM182 134H183V136H182ZM196 134V135H195ZM236 134H238V135H236ZM195 135V136H194ZM210 135V134H209ZM254 137H253V136ZM177 136V137H176ZM245 137L243 140H242V138L243 137ZM259 136V137H258ZM171 137V138H170ZM175 137V138H174ZM238 139H237V138ZM239 137H240V139H239ZM249 137V138H248ZM256 137V138H255ZM260 137H261V139L262 140H260ZM130 138H132V137H130ZM129 138V139H130ZM196 138H195V140H196ZM247 138V139H246ZM254 138H255V140H254ZM128 139V138H127ZM185 139V140H184ZM230 139L232 140V142L230 141ZM235 139H237L238 141H234ZM183 142H182V141ZM186 140H187V142H186ZM220 140V141H219ZM240 140H242V141H240ZM133 141L134 140H132V139H130V142H129V140H127V142H126V148H131V144L133 143ZM179 141H180V143H179ZM217 141L219 142L218 144H220L221 146V148H219V146H218V144H217ZM227 141H230V142H227ZM247 141V142H246ZM188 143V144H186V143ZM190 142V143H189ZM193 142H195L194 144H192ZM198 142V141H197ZM221 142V143H220ZM174 143V144H173ZM180 145H179V144ZM228 143V144H227ZM127 144H130V145H127ZM170 144V145H169ZM177 144V145H176ZM192 144V145H191ZM196 144H197V146H196ZM217 144V145H216ZM228 146H227V145ZM229 144H231V145H229ZM243 144H245V145H243ZM247 144V145H246ZM168 145V146H167ZM182 145V146H181ZM223 145H225V147L223 146ZM257 145V146H256ZM262 145V146H261ZM127 146H129V147H127ZM171 146H173V147H171ZM176 146H177V148H176ZM194 146V147H193ZM216 146L218 147V150H217V148H216ZM227 146V147H226ZM250 147V148H248V147ZM167 148H169V149H167ZM184 148H186L185 150H184ZM200 148V147H199ZM223 148H224V150H223ZM255 148V149H254ZM172 149V150H171ZM191 149V150H190ZM228 149V150H227ZM257 149V150H256ZM133 150H136V147L135 148H133ZM169 150V151H168ZM176 150V151H175ZM183 150V151H182ZM261 150V151H260ZM173 151H174V153H173ZM230 151V150H229ZM257 151V152H256ZM172 152V153H171ZM182 152H185L184 153V156L182 155ZM187 152V153H186ZM219 152V153H220ZM225 152V153H224ZM259 152V153H258ZM262 152V153H261ZM170 153V154H169ZM157 154V153H156ZM168 154V155H167ZM255 154H256V156H255ZM257 154H260L259 156L257 155ZM158 155V154H157ZM173 155V156H172ZM180 155H181V157H180ZM188 155H191V153L189 154L188 153ZM168 156V158L166 159V157ZM238 156V157H237ZM262 156V157H261ZM171 157V158H170ZM180 157V159H177V158H179ZM188 160H184L185 158ZM257 157H258V159H257ZM165 158V159H164ZM261 160H260V159ZM176 159V160H175ZM239 159H241L240 161H239ZM263 159V160H262ZM177 160H178V162H177ZM181 160V161H180ZM185 161V164H184V161ZM257 160V161H256ZM260 160V161H259ZM157 161V162H156ZM176 161V162H175ZM179 161H180V164H179ZM183 161V162H182ZM186 161L187 162H189L188 164L186 163ZM243 161H244V163H245V165H243L244 163H243ZM261 162V163H262ZM152 163V162H151ZM168 163V164H167ZM250 163H252V165L254 164H257V165H255V169L252 167V165L250 164ZM155 164L153 165V163H152V166H150V167H152V168H154L155 167ZM161 164V165H162ZM173 164V165H172ZM239 164V165H238ZM243 165V167L244 168H242V165ZM161 165H160V167H161ZM163 165V166H164ZM168 165V166H167ZM186 165V166H185ZM241 165V166H240ZM253 165V166H254ZM264 165V162H263V164H260V169L261 168H264V167H262ZM177 166V167H176ZM187 167V169H185V167ZM189 166V167H188ZM190 166H192V168L190 167ZM251 166V167H250ZM257 166V167H256ZM194 167V168H193ZM196 167V168H195ZM247 167V168H246ZM149 169L150 171L151 170H153V169ZM171 168V169H170ZM175 168V169H174ZM201 168V169H200ZM238 168V169H237ZM177 169V170H176ZM192 171H191V170ZM196 169V170H195ZM254 170V172H253V170ZM182 170H184V171H182ZM188 171V172H186V171ZM191 172H190V171ZM199 170H200V172H199ZM205 170V169H204ZM236 170V171H235ZM238 170V171H237ZM239 170H241V172L239 171ZM244 170V171H243ZM264 170V169H263ZM262 170V171H263ZM149 171V174H147V172H143V174L141 175V176H143V175H145V176H143V177H139L140 175V173L138 174V177H139V179H142L143 178V180H139L138 179V177H137V179L139 180V181H142V183L140 182V184H143V185H140L139 184V188H140V191H139V195H141L142 194V197L140 196V198L142 199V203H143V205L144 206H147L148 204H150V203H152L154 200L155 201H157V202H160V200H161V202H162V204L160 205L159 204V206H160V208L162 209V210H164V211H162L163 213H168V212H165V210L166 211H168V208L170 207V204H168L169 203V201L168 202H166L167 200H169L170 199V197H171V195L170 196H166V195H169L170 194V192L169 193H165V191L167 190L166 189V187L164 186V183L162 184L164 187H161V188H163V190L164 189H166L164 192H162V194H161V192H157V190H159L158 189V185L157 184H159L161 181L159 180V178L157 177V176H155L156 174L154 173V171H151L150 172ZM168 171V170H167ZM193 171H194V177H193ZM196 171V172H195ZM247 171H248V173H250V174H248L247 175ZM252 171V172H251ZM261 171V170H260ZM153 172V173H152ZM182 172V173H181ZM186 174H185V173ZM190 172V173H189ZM201 174V177H200V175L198 176V174L199 173ZM232 172V173H231ZM235 172H236V174H235ZM257 172V173H258ZM145 173V174H144ZM189 173V174H188ZM196 173H197V175H196ZM228 173V172H227ZM246 173V174H245ZM251 173H252V175H251ZM254 173V174H253ZM256 173V174H257ZM178 174V175H177ZM190 174H191V177H190ZM202 174H205L206 176H204V175H202ZM209 174V175H208ZM244 176H243V175ZM255 174V175H256ZM262 174H264V172L262 173ZM261 174V175H262ZM147 175H150V178L151 177H153V176H155V178H151V179H148L147 180V182H146V179L147 178H149V176H147ZM174 175V174H173ZM184 175H186V176H184ZM188 175V176H187ZM239 175V176H238ZM250 175V176H249ZM207 176H209V177H207ZM157 177V178H156ZM182 177H184V179L182 178ZM194 179H193V178ZM198 179H197V178ZM205 177V178H204ZM233 180H236V181H231L232 179ZM235 179H234V178ZM237 177V178H236ZM251 177V178H250ZM201 178V179H200ZM161 180H162V182H164V180L166 179L165 177H164V180H163V178H160ZM190 179V180H189ZM194 181H193V180ZM215 179V180H214ZM245 179V180H244ZM145 180V181H144ZM149 180H150V182H149ZM153 180H158V181H156V183L153 181ZM173 180V179H172ZM205 180V181H204ZM214 180V181H213ZM220 180H223L224 182H225V184H224V182H223V184H221L222 183V181H220ZM199 181V182H198ZM207 181V182H206ZM237 181H240L241 182V184H240V182H237ZM144 182V183H143ZM149 182V183H148ZM155 183L154 185H152V184H150V183ZM161 182V183H162ZM183 182V183H182ZM206 182V183H205ZM209 182V183H208ZM230 182V183H229ZM246 182H248V183H246ZM124 183V185H122V190L124 189V187H126L127 188V190H128V183L125 185V183L126 182H123ZM122 183V184H123ZM147 185H146V184ZM160 183V184H161ZM174 183H175V185H174ZM189 183V184H188ZM201 183V184H200ZM210 183H212L213 185H214V187H213V185L211 184L210 185ZM236 183V184H235ZM239 183V184H238ZM149 184V185H148ZM179 184V187L177 186ZM191 184V185H190ZM250 186H249V185ZM151 185V186H150ZM161 185V186H162ZM172 185H174L173 187H172ZM182 185V186H181ZM200 185V186H199ZM204 185V186H203ZM230 186V188H229V186ZM242 185V186H241ZM141 186V187H140ZM145 186H146V190L144 189L145 188ZM149 186L150 187H152V188H149ZM153 186H155V187H157V189L155 188V187H153ZM208 186H210V188L208 187ZM217 186H218V188H217ZM235 186V187H234ZM238 186V187H237ZM248 186V187H247ZM182 187H184V188H182ZM223 187V188H222ZM227 187H228V189H227ZM233 187V188H232ZM236 187H237V189H236ZM243 187H245L244 189H243ZM143 188V189H142ZM154 188H155V190H154ZM177 188H181V190H182V192H181V190H177ZM189 188V189H188ZM214 188V189H213ZM142 189V190H141ZM153 189V190H152ZM197 189V190H196ZM209 189H211V192H210V190ZM213 189V190H212ZM245 190V191H243V190ZM247 189H249V190H247ZM148 190V191H147ZM152 190V191H151ZM162 190V191H163ZM184 190V191H183ZM191 190H193V191H191ZM226 190H227V193H226ZM232 190V191H231ZM235 190V191H234ZM239 190H241V191H239ZM247 190V191H246ZM145 192V194H144V192ZM168 191H166V192H168ZM205 191V192H204ZM209 193H208V192ZM212 191H214V193L212 192ZM220 193H219V192ZM234 191V192H233ZM239 192L238 193V195H236L237 194V192ZM255 191H257V194H256V192ZM260 191V192H259ZM123 192H126L125 191V189L123 190ZM153 192H156V197H155V193H154V195H153ZM217 192V193H216ZM236 192V193H235ZM247 192V193H246ZM258 192H259V195H258ZM262 192V193H261ZM152 194V197L150 196L149 197V195L148 194ZM163 193H165L166 195H164ZM182 193V194H181ZM211 193V194H210ZM223 193V194H222ZM244 193V194H243ZM251 193V194H250ZM253 193V194H252ZM199 194V195H198ZM248 194V195H247ZM250 194V195H249ZM263 194V195H262ZM190 197H189V196ZM193 197H192V196ZM197 195V196H196ZM209 195V196H208ZM217 195V196H216ZM228 195V196H227ZM242 195V196H241ZM257 195V197H256V199L257 200H253V197L252 196H256ZM158 196V197H157ZM184 196V197H183ZM201 196V197H200ZM219 196V197H218ZM224 196V197H223ZM235 196V197H234ZM166 197H168V198H166ZM180 197V196H179ZM248 197V198H247ZM251 197H252V199H251ZM147 198V199H146ZM151 198H156V199H154V200H152ZM165 199V200H163V199ZM172 198V197H171ZM207 198V199H206ZM213 198V199H212ZM225 198V199H224ZM228 198V199H227ZM230 198H231V200H230ZM240 198V199H239ZM245 198H246V200H245ZM200 199H201V201H200ZM233 199V200H232ZM249 201H248V200ZM252 201H251V200ZM144 200H146V201H148V204L144 201ZM165 201V202H163V201ZM206 200H208V201H206ZM152 201V202H151ZM154 201V202H155ZM196 201V202H195ZM202 201H204V202H202ZM213 201V202H212ZM239 201V203L237 204V202ZM255 201H257V203L255 202ZM145 202V203H144ZM160 202V203H161ZM185 202H187V204L185 203ZM199 202H201V203H198ZM208 202V203H207ZM209 202H211V203H209ZM226 202H227V204H226ZM232 202V203H231ZM242 202V203H241ZM261 202V201H260ZM259 202V203H260ZM165 204V206L167 207H165V206H163L164 204ZM216 203V204H215ZM235 203V204H234ZM254 203V204H253ZM167 204V205H166ZM198 204V205H197ZM206 206L205 208H204V205ZM232 206H231V205ZM243 204H245V205H243ZM254 205V207L252 208L251 206H249V205ZM262 204H263V202H262ZM169 205V206H168ZM191 205H192V207H191ZM195 205H197V206H195ZM199 205L201 206V208L199 207ZM227 205V206H226ZM241 205V206H240ZM248 205V206H247ZM255 205H257L256 207H258V209L255 207ZM164 208H163V207ZM210 206H212V208L210 207ZM228 206H229V208H228ZM235 206V207H234ZM238 206V207H237ZM244 206V207H243ZM262 206H264V205H262ZM188 209H187V208ZM191 207V208H190ZM195 207V208H194ZM215 207H218V208H216V210H218V212L220 211V212H222L223 211V215L225 214V213H228V214H231V217L234 219H236V217H237V219L235 220H233L232 219V222L230 223V224H227V225H225L224 226V230H225V232H224V230L222 231L221 230V232H220V230H219V223H218V221H217V218H216V213H218V212H216V210L214 209ZM223 207V208H222ZM226 207V208H225ZM231 207H232V209H231ZM243 207V208H242ZM247 209H246V208ZM182 208V209H181ZM199 208V209H198ZM225 208V209H224ZM250 208V209H249ZM252 208V209H251ZM255 208V209H254ZM170 209V208H169ZM187 209V210H186ZM191 209V210H190ZM194 209V210H193ZM206 209H207V213H205V211H206ZM212 209H213V211H212ZM222 209H224V210H222ZM228 209H230V210H228ZM186 210V211H185ZM200 211V213H202V212H204V213H202V214H200L199 213V211ZM205 210V211H204ZM210 210H211V213H209L210 212ZM215 210V211H214ZM240 210H241V214H240ZM255 210H256V212H255ZM190 211H195L194 213L195 214H198L197 216H195V214H192L193 212H191L190 213ZM225 211V212H224ZM227 211V212H226ZM233 211H234V213L237 215V216H235L234 214H233ZM239 211V212H238ZM250 211H254L255 213H253V212H250ZM182 212H187V213H185V214H183ZM197 212V213H196ZM230 212H232V213H230ZM214 214V217L213 216H211V214ZM192 214V215H191ZM203 214H204V216H203ZM212 214V215H213ZM233 214V215H232ZM191 215V216H190ZM193 215H194V217H193ZM199 216V217H198ZM193 218V219H192ZM211 218H212V220H211ZM246 218V219H245ZM203 219V220H202ZM205 219L207 220L206 222H205ZM214 219V220H213ZM242 219H244V220H242ZM251 219V220H250ZM183 220H184V218H183ZM194 220V221H193ZM197 220V221H196ZM239 220V221H238ZM206 223V224H204L203 223V225H202V223ZM216 221V222H215ZM245 221L247 222V223H245ZM252 221H254V222H252ZM191 222H193V224H191ZM199 222V224H197ZM215 222V223H214ZM234 222H237V224H238V226H237V224L235 223L234 224ZM208 223V224H207ZM210 223H211V225H210ZM212 223H214V225L212 224ZM241 225H240V224ZM250 223V224H249ZM168 224H169V222H168ZM187 224H188V227H187ZM194 224H196V226L194 225ZM244 224H245V226H246V228H247V230L245 231V226H244ZM170 225V227L168 228V229H166V231L165 232H163V233H161V236H163L164 237V239H162V237H161V239H162V241L163 242H165V244H167L168 246H169V250H170V252L172 253H174V251H176L177 249L179 250V248H180V246H183V243H184V249H183V247H181L180 248V250L179 251H176V253H175V256H176V260H175V256H173L172 255V259H174L173 261H172V259H171V261L168 263V264H197V262L199 261V257L200 258H202V255H201V253L199 252V250H197V248H195L196 249V251L194 252V251H192V249H190L189 248V246H187V243L185 242V241H183V238H182V236H183V231H180L179 230V228H176V226H174V224L172 225V224H169ZM174 226V227H172V226ZM202 225V226H201ZM213 225V226H212ZM239 225H240V227H239ZM249 225V226H248ZM140 226H141V229L142 228H146V224L144 225V224H140ZM200 226V227H199ZM204 226V227H203ZM206 226V227H205ZM215 226V227H214ZM128 227V226H127ZM242 227V228H241ZM174 228H176L175 230H174ZM201 228L203 229V230H201ZM208 228V229H207ZM215 228V229H214ZM217 228H218V230H217ZM170 229V230H169ZM143 230H145V229H143ZM148 226H147V229H146V233L148 234L149 232H148ZM171 230H172V233L174 234V232H175V236H176V233H177V235H178V238L177 237H173L174 235L172 234L171 235ZM179 230V231H178ZM214 230V231H213ZM249 230H251V231H249ZM228 231V232H227ZM238 231H239V233L243 236L242 238H241V235L238 233ZM127 232H131V229L130 230H127ZM141 232H143V231H141ZM168 232H170V234H168ZM179 232H180V234H181V232H182V234L181 235H179ZM247 232V233H246ZM144 233H145V231L142 233L143 235H144ZM165 233H166V236H167V238L164 236L165 235ZM223 233V234H222ZM226 233L227 234H231L230 236H232V237H228V235H226ZM239 234V235H238ZM244 234V235H243ZM168 235H170V238H171V236L173 237V242L174 243H172V238L171 239H169L170 240V245L168 244V242H169V240H168V238H169V236ZM179 236H181V238L179 237ZM226 236V237H225ZM234 236V237H233ZM137 237H139V236H137ZM180 238V239H179ZM193 238H197V236H195L194 235V237ZM227 238V239H226ZM231 238V239H230ZM234 238V239H233ZM249 238V239H248ZM221 239V240H220ZM244 239V240H243ZM247 239V240H246ZM174 240H177V241H174ZM180 240V241H179ZM223 240V241H222ZM227 240V241H226ZM139 241H141V239L139 238ZM181 241H182V243H181ZM244 241V242H243ZM178 242H179V244H180V246H179V244H178ZM233 242L235 243V244H233ZM239 242V243H238ZM177 243V244H176ZM186 243V244H185ZM230 243V244H229ZM243 243H244V245H243ZM261 243L262 244H264V239H262L261 240ZM222 244H224V245H222ZM174 246V249H175V245H176V248H177V245H178V247L179 248H177V249H173V251L171 250L173 247L172 246ZM171 246V247H170ZM187 246V247H186ZM237 246V247H236ZM229 247V248H228ZM235 247V248H234ZM225 248V249H224ZM228 248V249H227ZM239 248V249H238ZM243 248V249H242ZM187 249V251H185ZM234 249H235V251H234ZM183 251V254L180 256V257H182L183 255V261H184V263H182V259L181 258H178L179 256L178 255H180L181 254V252ZM217 250H218V253H217ZM236 250H238V251H236ZM241 250H242V252H241ZM181 251V252H180ZM189 251V252H188ZM192 253H191V252ZM243 251H244V253H243ZM153 253H156L157 254V258L153 261V264H157L161 259H160V257H162L161 255H163V253H160V252H158V250H153L152 251ZM184 252H186V254H184ZM198 252V254H200V255H198V254H196V255H198V256H195V255H192L193 253H197ZM236 252V253H235ZM240 252V253H239ZM158 253H160V254H158ZM172 253V254H173ZM189 253H191V254H189ZM233 253H234V255L235 256H233ZM188 254V255H187ZM213 254H215V256H213ZM246 256H245V255ZM230 255H232V256H230ZM238 255H242L241 257H238ZM191 256V258H189ZM195 258H194V257ZM227 256H228V258H227ZM229 256H230V260H229ZM218 257V258H217ZM244 257V258H243ZM246 257L248 258V261H246ZM188 260V262H187V260ZM215 258H213V259H215ZM233 258V259H232ZM234 258H235V260H234ZM240 258H243V259H240ZM160 259V260H159ZM181 259V260H180ZM238 259V260H237ZM159 260V261H158ZM178 260H180L179 261V263H178ZM212 260V259H211ZM218 260V261H217ZM231 260H233L232 262H231ZM237 260V261H236ZM241 260V261H240ZM252 260V264H258V261H257V259H256V262L254 263V261H255V259H251ZM156 261V262H155ZM177 261V263H175ZM192 261H193V263H192ZM215 261H216V263H215ZM6 263L5 264H14V262L12 261V260H6L5 261ZM212 262H213V260H212ZM212 262L210 261V263L212 264ZM222 262V261H221ZM221 262H219L220 264H223V263H221ZM230 262V263H229ZM239 262V263H238ZM36 262H33V264H35ZM250 263V264H251ZM36 264H41V263H36ZM150 264V263H149Z\"/></svg>", "mask_w": 264, "mask_h": 264}]
</instances>
